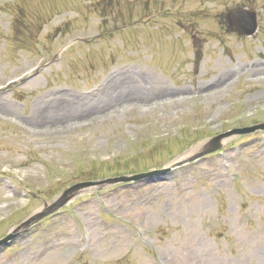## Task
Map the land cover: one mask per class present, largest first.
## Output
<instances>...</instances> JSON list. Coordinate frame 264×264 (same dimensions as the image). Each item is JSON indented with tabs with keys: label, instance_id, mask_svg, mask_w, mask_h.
<instances>
[{
	"label": "rangeland",
	"instance_id": "rangeland-1",
	"mask_svg": "<svg viewBox=\"0 0 264 264\" xmlns=\"http://www.w3.org/2000/svg\"><path fill=\"white\" fill-rule=\"evenodd\" d=\"M242 3L259 14L251 37L218 19ZM260 121L264 0H0V237L75 182L166 167ZM94 191L0 264H264V132Z\"/></svg>",
	"mask_w": 264,
	"mask_h": 264
},
{
	"label": "water",
	"instance_id": "water-1",
	"mask_svg": "<svg viewBox=\"0 0 264 264\" xmlns=\"http://www.w3.org/2000/svg\"><path fill=\"white\" fill-rule=\"evenodd\" d=\"M241 9H234L232 11L229 12V14L233 15L235 12H240ZM242 11V10H241ZM246 21H251V24H243L242 26H240V28L238 29L239 33H250L252 32V30H254L255 28V23L253 20H251L248 16ZM247 28H250L251 30L248 31ZM257 128H264V124L261 125H257L255 127H251V128H243V129H235L226 133H223L221 135H218L217 137L213 138L214 141H216L213 146H211L210 148H208L207 150L203 151L201 154L210 152V151H214L216 149H218L220 147V143H218V141L224 137H228L231 136L233 134H242V133H246L249 132L250 130H254ZM194 157L190 158L189 160L193 159ZM154 172H148V173H142V174H137V175H130V176H119V177H113V178H109L100 182H88V183H77L73 186H71L70 188L66 189L60 196L59 198L53 203L51 204L49 207L45 208L41 213L36 214L32 217H30L27 221H25L24 223H22L20 225V228L25 229L28 228L35 220L41 218L43 215H45L48 212H51L54 209L60 208L61 206H63L68 200H70L72 197H74L76 195V193L78 191L81 190H87L89 187L94 186V185H108V184H114V183H118V182H122V181H127V180H133V179H139L143 176L146 175H151ZM19 228H17L18 230ZM15 231L12 234H9L7 236H5L4 238H2L0 240V244H3L4 242H6L8 239L12 238L18 231Z\"/></svg>",
	"mask_w": 264,
	"mask_h": 264
},
{
	"label": "bare ground",
	"instance_id": "bare-ground-1",
	"mask_svg": "<svg viewBox=\"0 0 264 264\" xmlns=\"http://www.w3.org/2000/svg\"><path fill=\"white\" fill-rule=\"evenodd\" d=\"M230 75H232V74H231L229 71H223V72L221 73L220 81H222V82H223V81H226V80H227L226 78L229 77ZM220 81H219V82H220ZM213 85H214V84H213ZM213 87H216V86H213ZM107 88H108V87H107ZM107 88H105V89L102 91V93H101V95L104 94L105 98H108L109 95H110V91L105 92ZM130 89H132L133 91H136V92L138 91V92L142 93L144 87L141 86L140 84L136 83V82H131V87H130ZM105 98L101 99V97H100L99 99H97V103L103 102ZM83 100H84V101H87V102H90V101L93 100V98H87V100H86V99H83ZM83 100H82V101H83ZM108 100H109V99H108ZM106 101H107V100H106ZM67 102H69V103H71V104H77V105H78V101L75 100V99L69 100V101H67ZM83 104H84V103H83ZM56 106H58V108H62V109L72 108V106H68L67 104H65V103H63V102H61V101H58V104H57Z\"/></svg>",
	"mask_w": 264,
	"mask_h": 264
}]
</instances>
